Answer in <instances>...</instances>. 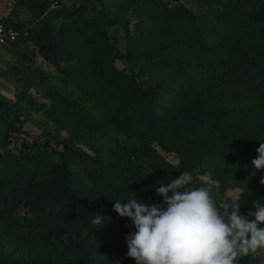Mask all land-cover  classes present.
I'll use <instances>...</instances> for the list:
<instances>
[{
    "label": "trees",
    "instance_id": "trees-1",
    "mask_svg": "<svg viewBox=\"0 0 264 264\" xmlns=\"http://www.w3.org/2000/svg\"><path fill=\"white\" fill-rule=\"evenodd\" d=\"M95 1L98 8L89 16L49 9L43 23L59 16L58 28L47 26L46 30L53 42L64 40L75 53L73 61L58 70L59 78L76 90L75 98L68 100L53 87L43 93L52 103L51 118L69 134L59 142L58 162H49L44 151L2 150L10 133L22 128L4 120L11 106L0 100L5 129L0 140V220H12L19 206L26 207L47 222L45 235L65 242L63 256L27 257L20 264H136L127 256L125 243V236L135 228L112 205L116 199L126 203L134 195L145 204H158L162 197L155 187L183 170L193 175L195 169L211 173L220 181L218 191L242 186L241 214L254 210L253 200L264 203V185L249 182L256 173L251 160L264 143V6L257 10L260 20H255L243 10L255 7L253 0L223 4L217 0L219 7L208 3L194 17L183 16L181 5L130 0L141 21V34L134 39L124 28V38L136 51L162 33L156 52L168 48L176 56L171 61L167 55L163 58L169 67L175 65L172 80L166 87L156 83L148 97L132 72L114 67V60L123 55L105 29L119 20L106 13L101 0ZM72 16L77 23L69 22ZM125 58L132 61L129 54ZM168 87L176 89L172 106L157 114L160 91L166 93ZM22 97L31 103L30 96ZM81 99L91 101L97 112L84 109ZM109 129L136 143L122 144L107 133ZM153 143L176 154V164L168 163ZM97 213L110 221L94 225ZM95 255H101L100 259ZM0 264L16 263L0 257ZM238 264H243L242 258Z\"/></svg>",
    "mask_w": 264,
    "mask_h": 264
},
{
    "label": "rangeland",
    "instance_id": "rangeland-1",
    "mask_svg": "<svg viewBox=\"0 0 264 264\" xmlns=\"http://www.w3.org/2000/svg\"><path fill=\"white\" fill-rule=\"evenodd\" d=\"M59 1V7L49 8L48 3H43L42 0H39L38 13L43 9L49 8L51 10H61L62 12L73 11L86 17L93 14L98 7L95 0L92 3H86L85 0ZM143 1L150 4L156 3L154 0ZM219 1L222 4L226 2V0ZM15 2L16 0L14 2L13 0H0V18H3V14L9 12L10 8L14 7L16 10L21 7V0ZM101 2L106 13L109 16H117L119 20L118 24L105 29L110 42L123 55L121 59L114 60V67L123 69L125 72H132L137 83L145 88L148 97L150 92L155 89L156 83H164V87H166L168 80H172L173 67L175 65L169 67L163 58L167 55L171 57V61L176 56L167 52L168 48L156 52L157 47H160L159 41L163 38L162 33L157 34L153 42L147 45L142 44L140 49L135 51L133 48L134 44L124 38V28L134 39H138L141 34L138 30L141 21L134 14L130 6V0H101ZM208 3H211L214 7H219L217 0H171L168 2L167 7L181 5L184 8L181 12L183 16L194 17L199 13L202 14ZM253 4L255 7L245 6L243 10L250 18L260 20L257 10L264 6V0H253ZM37 11L31 13L28 20L22 22V24L28 25L35 22L38 27H41L40 29L43 32L40 31L39 35H36L35 31H29L27 36L17 40L16 43L0 46V100L7 102L11 106L10 109L5 111L4 120L15 125L19 124L22 128V132L10 133L9 141L2 150H8L12 153H17L23 148L29 152L35 150L44 151L47 153V160L51 163H56L59 161L57 152L61 150L59 142L62 138L68 137L69 134L65 128L56 123L55 119L51 118L53 114L52 103L49 99L43 97V93L47 88L53 87L68 100L75 98L76 90L61 80L58 73L59 68L73 61L75 53L64 40L51 44L46 37L47 31H49L48 29L46 30V27H53V30H56L62 22L61 18L59 16L53 17L44 25L45 18L38 19ZM12 19L13 16L2 21V23L10 26H20L19 22L12 21ZM69 22L77 23V19L72 16ZM145 22V20L142 21L143 24H146ZM32 33L34 34L33 36H31ZM43 33L45 34L43 35ZM47 46L49 47L47 48ZM125 54H129L132 57V61L129 62L125 58ZM23 94L30 96L31 103L27 104L25 97L21 98ZM160 94L157 101L159 107H156L154 111L161 115L172 106L171 101H174L176 89L168 87L166 93L160 91ZM80 103L90 113L95 114L97 112V109L92 107L91 101H83L81 99ZM37 106H39V109H36ZM1 111L2 108H0V113ZM56 115L57 113L54 114V116ZM4 132V123L0 119V140ZM107 133L115 136L119 142L128 147L136 143L135 140L116 134L111 129L107 130ZM24 143L28 145L23 146ZM42 144H45V147H42ZM72 144L87 151L85 146L77 140H72ZM153 147L168 163L176 164V154L160 150L155 143H153ZM71 167L77 171L74 164H71ZM254 171L256 173H253L249 182L255 185L260 181L261 176H264V169H254ZM81 178L84 182H87L85 176L81 175ZM242 191V186H231L221 191H213L211 195L221 205H224L239 199ZM13 214L16 217L12 220H0V257L20 264L27 257L44 259L48 255L52 258L64 255L63 245L65 242L62 239H57L52 234H44L48 224L39 217V212L33 213L28 211L26 207L19 206L18 210ZM60 241L62 244L59 243ZM100 257L101 255H95L97 260ZM242 263L264 264V250L258 249L256 253H250L248 256L242 257Z\"/></svg>",
    "mask_w": 264,
    "mask_h": 264
},
{
    "label": "clouds",
    "instance_id": "clouds-1",
    "mask_svg": "<svg viewBox=\"0 0 264 264\" xmlns=\"http://www.w3.org/2000/svg\"><path fill=\"white\" fill-rule=\"evenodd\" d=\"M256 152L251 165L264 169V143ZM194 171L183 170L155 187L162 197L158 204H145L134 195L112 205L135 228L125 243L127 256L136 264H238L242 257L264 250V203L253 200L254 210L246 214L240 213L238 199L218 205L211 194L219 190L220 181L209 172ZM259 182L264 185V176ZM110 219L97 213L92 223L101 227Z\"/></svg>",
    "mask_w": 264,
    "mask_h": 264
},
{
    "label": "crops",
    "instance_id": "crops-1",
    "mask_svg": "<svg viewBox=\"0 0 264 264\" xmlns=\"http://www.w3.org/2000/svg\"><path fill=\"white\" fill-rule=\"evenodd\" d=\"M9 1V0H8ZM19 0H16V2H18ZM38 1L39 0H21V2H20V4H21V7H19V8H17L16 10H15V8H14V12H13V8H10V10H9V12H7V13H5V14H3V18H0V22H2V21H4V20H6L7 18H12V16H13V19H12V21H15V22H19L20 23V26H18V27H16V25L15 26H11L13 29H15V30H23V32H25V34H21V33H18V36L14 39V40H12V41H6V42H4V43H2V44H0V46H3L4 44H6V45H11V44H13V43H16L17 42V40H19V39H22V38H24L25 36H27L28 34H29V31L30 32H32V31H35V34L36 35H39V32L41 31V32H43L42 31V29H40L41 27H38V25L37 24H35V22H32V23H30V24H28V25H23L22 24V22H24V21H26V20H28V18H29V16L31 15V13H35L38 9H39V3H38ZM86 1V3H92L94 0H85ZM13 2H14V0H13ZM15 2V3H16ZM27 7V8H26ZM49 7V6H48ZM59 7V6H58ZM50 8V7H49ZM49 8H47V9H43V11H40L39 13H38V11H37V14L39 15L38 16V19L39 18H45V16H46V14H47V11L49 10ZM55 8H57V7H55ZM98 8V7H97ZM11 11V12H10ZM22 12H23V15H22ZM37 19V20H38ZM11 20V19H10ZM45 33H43V35H44ZM34 34L32 33V35L31 36H33ZM46 37H47V39L50 41V43L52 44V43H55V42H53L51 39H50V36L48 35V33H47V35H46ZM56 43H58V42H56ZM49 46H47V48H48Z\"/></svg>",
    "mask_w": 264,
    "mask_h": 264
},
{
    "label": "built area",
    "instance_id": "built-area-1",
    "mask_svg": "<svg viewBox=\"0 0 264 264\" xmlns=\"http://www.w3.org/2000/svg\"><path fill=\"white\" fill-rule=\"evenodd\" d=\"M47 1H48V6L50 8H55L60 6L59 0H47ZM158 1L169 2L171 0H158ZM18 33L25 34L23 30H15L10 25L0 22V44L6 41L14 40L18 36Z\"/></svg>",
    "mask_w": 264,
    "mask_h": 264
}]
</instances>
